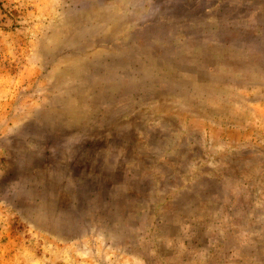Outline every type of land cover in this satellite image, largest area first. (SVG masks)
I'll return each instance as SVG.
<instances>
[{"label": "rangeland", "instance_id": "1", "mask_svg": "<svg viewBox=\"0 0 264 264\" xmlns=\"http://www.w3.org/2000/svg\"><path fill=\"white\" fill-rule=\"evenodd\" d=\"M0 264H264V0H0Z\"/></svg>", "mask_w": 264, "mask_h": 264}]
</instances>
